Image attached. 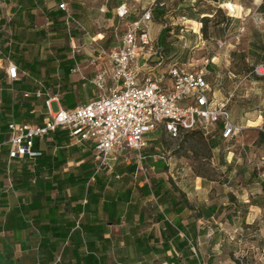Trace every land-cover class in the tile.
Listing matches in <instances>:
<instances>
[{
	"label": "crops",
	"instance_id": "1",
	"mask_svg": "<svg viewBox=\"0 0 264 264\" xmlns=\"http://www.w3.org/2000/svg\"><path fill=\"white\" fill-rule=\"evenodd\" d=\"M132 1L0 0V264H264L262 113H245L243 125L231 117L247 134L205 136L223 180L165 154L162 127L147 134L141 152L114 149L112 169L94 159L91 140L78 141L62 128L34 138L36 156L9 158L11 122L41 125L58 109L98 96L92 79L77 84L72 77H94L108 67L91 60L97 46L119 44L140 16ZM162 1L152 9L151 38L157 48L169 41L167 56L187 64L188 47L199 39L195 0ZM61 3L83 23V33L67 29ZM122 5L124 17L117 14ZM167 27L172 34L180 27L179 41L161 42ZM218 60L212 58L210 72H217ZM8 62L17 67L15 79L7 75ZM87 82L91 98L75 96ZM229 93L234 97H218ZM189 240L199 241L196 255Z\"/></svg>",
	"mask_w": 264,
	"mask_h": 264
},
{
	"label": "built area",
	"instance_id": "2",
	"mask_svg": "<svg viewBox=\"0 0 264 264\" xmlns=\"http://www.w3.org/2000/svg\"><path fill=\"white\" fill-rule=\"evenodd\" d=\"M154 3L156 0H151ZM59 8L66 11V27L84 30L83 23L75 18L65 3ZM128 9L122 5L117 14L124 17ZM152 8L145 9L134 21L128 23L118 45L104 48L91 62L106 61L98 70L92 83L98 96L72 109L60 108L41 125L9 124V158L36 156L34 138L57 128L67 129L71 136L91 140L95 146L94 159L106 165L114 149L141 152L149 140L147 134L162 127L170 137L184 132L200 131L206 137L220 134L231 139L241 132V127L231 119L229 104L233 97H218L207 80V65L196 67L190 61L182 64L169 60L151 38ZM97 40L93 39V43ZM219 48L225 42L218 40ZM197 46V45H195ZM154 58V60H152ZM254 73L264 75V63L257 64ZM9 78H17V67L8 62ZM48 100V104H49ZM195 255L196 245L188 241Z\"/></svg>",
	"mask_w": 264,
	"mask_h": 264
},
{
	"label": "rangeland",
	"instance_id": "3",
	"mask_svg": "<svg viewBox=\"0 0 264 264\" xmlns=\"http://www.w3.org/2000/svg\"><path fill=\"white\" fill-rule=\"evenodd\" d=\"M262 1L195 0V3L198 2L195 16L200 17L201 12H209L207 15H201V17L209 16V18L202 21L197 18L200 24L193 23V28L199 31V39L195 44L197 46L192 48V44L188 47L189 61L196 67H204L207 64L209 70V64H214L212 58L215 56L219 58L216 63L219 69H217V72H210L207 75V80L217 96L225 95L228 92L234 93V97L230 102L231 117L239 125L244 124L245 113H248L251 118L261 113L264 117V75H256L253 71L257 64L264 63V49L261 48V46H264V9H258ZM171 2L174 3V0ZM224 2L234 4V11L222 6L221 4ZM150 3L151 0L132 1V5L140 12L147 9ZM155 4L158 5V0L151 3L150 6L153 7ZM142 6H144L143 9ZM216 7H219L220 10L215 11ZM174 14V12H170L169 16ZM203 24L204 29H202ZM170 30L172 28L167 27L163 41L168 38L179 41L175 34H181L180 27H175L173 34L169 33ZM80 32L83 33L84 30ZM106 36L109 37L110 35L106 34ZM217 40L225 42V45L219 48ZM116 44L101 45L108 48ZM172 47L169 41L163 45L166 53L173 52ZM74 74L76 75L72 77L75 80L74 83L93 79V75L90 76L91 72L84 73V79L79 77L78 73ZM90 84L88 83L86 88L78 85L74 95L78 98L83 95L90 99L92 96L89 91ZM97 93L98 91H96ZM52 109L54 111L58 109L57 102L52 103ZM159 132L162 135L161 145L165 154L169 153L171 156L182 157L190 164L193 163L195 171L199 174H203L208 178L223 180L222 172L211 164L207 138L202 132H184L178 137H170L164 131ZM247 133L248 130L243 128L240 135ZM200 241L202 244H206L207 238H202ZM237 243L239 244V242ZM196 244H199L198 240H195ZM199 257L201 256L199 255Z\"/></svg>",
	"mask_w": 264,
	"mask_h": 264
},
{
	"label": "trees",
	"instance_id": "4",
	"mask_svg": "<svg viewBox=\"0 0 264 264\" xmlns=\"http://www.w3.org/2000/svg\"><path fill=\"white\" fill-rule=\"evenodd\" d=\"M156 1H157V0H156ZM216 1H217V0H216ZM161 3H163V1H162V0H158V5L155 4L153 7L151 6V8L153 9L155 6H156V7H158V6H164L163 4L160 5ZM197 5H198V2L195 3V10H196ZM189 8L191 9L192 6L186 7V9H189ZM60 9H61V8H60ZM258 9H264V0L260 3V5L258 6ZM219 10H220V8H219V7H216V10H215V11H219ZM175 14H177V13H175ZM179 14H180V15H188V16H191V13H183V12H180ZM207 14H209V12H201V15H207ZM201 15H200V17H197V16H195V17L201 19L200 21H202V20L205 19V18H209V16H202V17H201ZM152 19H153V14H152ZM202 29H204V24H203V26H202ZM166 32H167V28H165L163 34L161 35V42L163 41V37H164V34H165ZM205 34H206V33H205ZM261 48L264 49V46H261ZM159 50H160L161 52H163V53L166 55L167 59L171 60V58H169V57L167 56V53L164 51V48H159ZM252 73H253V72H252Z\"/></svg>",
	"mask_w": 264,
	"mask_h": 264
},
{
	"label": "bare ground",
	"instance_id": "5",
	"mask_svg": "<svg viewBox=\"0 0 264 264\" xmlns=\"http://www.w3.org/2000/svg\"><path fill=\"white\" fill-rule=\"evenodd\" d=\"M221 5L228 8L230 11H234V9H235V5L232 4L231 2H224ZM99 36L101 37V35H99Z\"/></svg>",
	"mask_w": 264,
	"mask_h": 264
}]
</instances>
